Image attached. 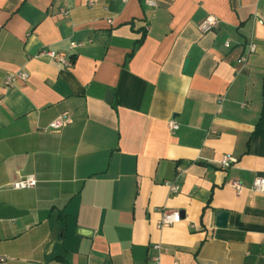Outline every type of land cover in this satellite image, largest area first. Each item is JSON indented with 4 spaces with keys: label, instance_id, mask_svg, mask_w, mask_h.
Listing matches in <instances>:
<instances>
[{
    "label": "crops",
    "instance_id": "1",
    "mask_svg": "<svg viewBox=\"0 0 264 264\" xmlns=\"http://www.w3.org/2000/svg\"><path fill=\"white\" fill-rule=\"evenodd\" d=\"M146 1L0 0V264H264V0Z\"/></svg>",
    "mask_w": 264,
    "mask_h": 264
},
{
    "label": "built area",
    "instance_id": "2",
    "mask_svg": "<svg viewBox=\"0 0 264 264\" xmlns=\"http://www.w3.org/2000/svg\"><path fill=\"white\" fill-rule=\"evenodd\" d=\"M146 3L150 6H154L155 2L154 0H147ZM65 12H67L65 10ZM109 22H112V20H109ZM262 23V20L260 21ZM220 26V19L214 15H208L205 18H203L198 23V28L206 33L210 32L214 29L219 28ZM149 28V27H148ZM80 45L79 43L72 42V47H76ZM229 41L225 42V46H229ZM256 50V44H250L249 51L245 54H243L239 59L238 62L241 64H244L248 60V55ZM42 54L47 55L48 57L52 58L56 62L62 64L63 66L70 68L74 65V59L67 55L64 52H58L51 49H46L41 52ZM29 78V73L26 70H20L15 73L7 74L4 79V84L7 87H12L18 84L20 80L25 81ZM224 100L223 96L218 97V102L221 104ZM69 122H71V118L69 116V113L67 111L61 113L59 116H57L54 120L51 121V123L48 126V129L57 131L66 126ZM169 127L173 131H176L179 128L178 122L175 120V118H171L169 120ZM235 162H237V157L233 154H225L222 156V158L219 161V164L222 168L228 169L231 167ZM37 184V179L32 176H23L19 180H17L13 186L15 188H27V187H34ZM165 184L169 187L170 191L173 193H177L181 185L178 181H166ZM234 188L238 192L243 188V184L233 181L231 183ZM251 188L254 192L261 193L264 192V176H256L252 182ZM161 211V217L157 221V227L162 228L166 225H171L175 222H178L181 220V214L177 210H169V209H160ZM154 248L158 250V254L153 257L154 264H161V252L163 250L160 243H157L154 245ZM1 259V258H0Z\"/></svg>",
    "mask_w": 264,
    "mask_h": 264
},
{
    "label": "trees",
    "instance_id": "3",
    "mask_svg": "<svg viewBox=\"0 0 264 264\" xmlns=\"http://www.w3.org/2000/svg\"><path fill=\"white\" fill-rule=\"evenodd\" d=\"M263 104H262V111L260 118L256 124L255 130L253 132V135H261L264 136V84H263Z\"/></svg>",
    "mask_w": 264,
    "mask_h": 264
},
{
    "label": "water",
    "instance_id": "4",
    "mask_svg": "<svg viewBox=\"0 0 264 264\" xmlns=\"http://www.w3.org/2000/svg\"><path fill=\"white\" fill-rule=\"evenodd\" d=\"M188 63H189V60L187 59L186 63H185V67H187ZM111 94L112 93L110 92V96H111ZM216 215H217V225L225 226L227 224V219H228V215H229L228 212L226 210L220 209V210H217ZM87 233L88 232H86V234Z\"/></svg>",
    "mask_w": 264,
    "mask_h": 264
}]
</instances>
